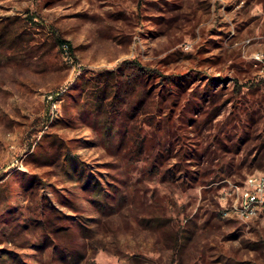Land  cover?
<instances>
[{
    "label": "rangeland",
    "instance_id": "374dc122",
    "mask_svg": "<svg viewBox=\"0 0 264 264\" xmlns=\"http://www.w3.org/2000/svg\"><path fill=\"white\" fill-rule=\"evenodd\" d=\"M263 56L264 0H0V264H264L229 184L264 173Z\"/></svg>",
    "mask_w": 264,
    "mask_h": 264
},
{
    "label": "trees",
    "instance_id": "16d2710c",
    "mask_svg": "<svg viewBox=\"0 0 264 264\" xmlns=\"http://www.w3.org/2000/svg\"><path fill=\"white\" fill-rule=\"evenodd\" d=\"M56 42H63V39L61 38H56ZM253 85V84H251ZM258 87H256L254 89V91L257 90ZM263 102H264V98L261 96L259 99L256 100V104H257V107L252 109V110H248L245 106L244 110L246 111V113L248 114L249 116V119L252 120V121H258V118L261 120V122L264 124V118L262 119V116L264 117V110L261 109L262 105H263ZM182 109H181V106L179 108V113H181ZM179 113H178V116H179ZM256 119V120H255ZM230 121L226 120L224 121L223 125L220 126L219 130L223 131V136H217L216 138V143H215V146L217 148H220L221 150H227V149H233V151H237L238 147H239V144L241 142V140H243V136H245V127L246 125L245 124H240V123H237V122H232L229 124ZM106 128V127H105ZM242 129L243 132H241L237 137L236 140H232L233 136L237 134V129ZM231 129H234L235 131H230ZM168 134V132H166ZM144 135H141V136H138V140L134 141V143H136V152H138L139 154L141 153H145L146 154V158H145V161L148 162L149 164V170L151 171H158L159 169V165L163 162L164 159H166V156L167 155H164L162 156L161 154L159 155V157H153L150 159L149 157V153L151 151V148H146V146L144 145V139H143ZM225 139L228 140L229 142H225ZM262 139V138H261ZM167 142V141H166ZM183 143V142H181ZM183 144H181L182 146ZM170 145L168 144V151L171 150V147ZM182 149V147H181ZM184 150V149H183ZM180 153V160H183L184 159V154H185V151H183ZM258 150H259V153L261 152V154L259 155V158H258V162H261L262 160H264V139L260 140L259 144H258ZM185 168V167H184ZM172 175L174 174V171L172 170ZM165 176V175H163ZM174 241L176 242V237H174ZM65 258V257H64Z\"/></svg>",
    "mask_w": 264,
    "mask_h": 264
},
{
    "label": "built area",
    "instance_id": "2783aa9c",
    "mask_svg": "<svg viewBox=\"0 0 264 264\" xmlns=\"http://www.w3.org/2000/svg\"><path fill=\"white\" fill-rule=\"evenodd\" d=\"M264 63V56H263ZM237 195V200L242 199V210L254 212L253 207L264 206V173L249 175L245 178L244 184L229 183Z\"/></svg>",
    "mask_w": 264,
    "mask_h": 264
}]
</instances>
